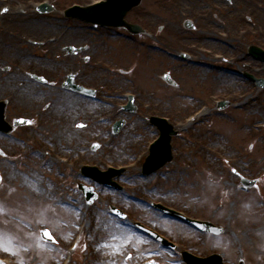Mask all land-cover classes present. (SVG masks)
Listing matches in <instances>:
<instances>
[{
  "label": "rangeland",
  "instance_id": "1",
  "mask_svg": "<svg viewBox=\"0 0 264 264\" xmlns=\"http://www.w3.org/2000/svg\"><path fill=\"white\" fill-rule=\"evenodd\" d=\"M40 1L43 0H0V7L7 6L10 10L5 18L42 19V22L50 21L57 27L58 30H54L47 25L42 32V49L31 48L42 52V73L56 82L63 80L69 72L79 73L78 81L91 85L94 82L86 77L92 74L87 66L89 63L83 59L89 54L91 62L104 64L108 74L105 77L97 75L106 85L94 86L100 88L94 101L68 92L62 86H27L26 93L23 91L25 96H31L42 88V120L46 127L42 132L47 133L38 142L31 139L30 148L22 145L15 148L17 157L24 158L17 166L0 155V237L5 247H11L15 252L0 249V256L11 260L12 264H60L64 260L73 264H113V261L115 264H145L150 259H155L157 264H184L180 256L162 249L128 225L139 220L180 243V248L188 246L192 234L150 208L151 202H162L225 229L222 236H204L203 244L198 245L193 240L195 250L188 249L204 256L220 253L226 264H238L241 259L246 264H264V89L251 86L234 74L224 73L225 70H239L235 54L240 48L243 50L253 43L264 45L258 35V40H249V34L245 39L241 37L245 30L252 31L260 24L259 15H251L249 22L246 14L251 13L250 10L224 16L225 9L224 12L218 9L221 16L217 21L226 25L204 23V41H193L192 37L198 32L184 30L182 0H143L128 20L140 22L147 28L148 37L126 41L117 36L122 30L112 29L93 40V47H101L98 48L100 53L93 49L71 56L64 51L65 46L89 43L92 37L86 38L81 32L80 43L76 39L80 36L73 32L62 39L56 37L60 36L59 28L63 32L68 24L72 25L69 26L72 31L82 30L77 26L80 22L64 21V9L76 0H48L54 3L56 11L46 15L35 10V3ZM25 2H28L27 6H24ZM59 20L64 21L62 27H58ZM214 31L222 40L214 41L208 37L207 32ZM151 34H156L159 40L150 38ZM184 34H187V40H182ZM168 35L174 37V47L178 51L192 52L194 60L202 62L199 57L204 54L206 67H180V62L151 49V44L162 47ZM22 41H14V55H2L7 57L5 62L14 56L22 67L19 53ZM223 41H229L230 46L224 45ZM167 73L172 74L179 87H170L162 80ZM221 74L225 76L223 79ZM258 76H264V73H258ZM130 93L137 95L138 112L133 118L121 112L126 94ZM221 100H229L232 106L220 112L216 106ZM75 104L78 106L73 111ZM201 104L207 112L204 118L195 125L186 122L189 127L183 131V137L174 138V161L155 175L140 176L146 145L158 134L146 122L149 116H168L183 122L184 118L194 115ZM121 116L129 121L122 133L113 137L106 129ZM58 119L71 120V124L77 121L92 124L86 138L113 137L109 144L111 149L101 148L94 154L93 161L102 163V167L106 163L129 166L123 178L126 194L122 205L130 214V223L122 224L110 215L108 204H115L116 198H111L107 190H104L99 206L86 217L78 214L75 208H61V200H68L72 194L69 175L74 169L60 164L64 152L56 148L66 145V140L65 137L58 138L64 131L59 130L63 124L55 123ZM62 139L65 141L60 144ZM3 142L0 139V147ZM42 144L46 145L43 147ZM124 147L125 155L120 153ZM26 148L28 152H24ZM42 157L47 166L42 164ZM8 170L15 174L10 180L4 174ZM234 170L258 179L256 187L244 191ZM26 177L50 186L53 192L42 197L27 192L22 185L24 180L27 181ZM62 178L66 180L64 185ZM45 227L52 231L59 244L69 242L75 234L77 239L81 237L78 251L65 246L52 250L41 240L40 232ZM114 245L119 250H115ZM128 253L132 254L130 259ZM113 255L115 258L111 259Z\"/></svg>",
  "mask_w": 264,
  "mask_h": 264
},
{
  "label": "flooded vegetation",
  "instance_id": "2",
  "mask_svg": "<svg viewBox=\"0 0 264 264\" xmlns=\"http://www.w3.org/2000/svg\"><path fill=\"white\" fill-rule=\"evenodd\" d=\"M229 5V6H227ZM181 9L183 10L184 16L189 17V19L197 22L200 27L198 35L193 36V41H204V23L209 25L222 26L224 25L222 22L219 23L217 21L219 10L224 9V16L232 15L236 11L241 10H250L251 15H259L260 24L257 26L258 34H256V30L247 31L246 34L242 35V38L245 39V35L249 34V40H258L256 36L258 35L259 41L264 42V0H182L181 1ZM205 7V8H204ZM224 7V8H223ZM180 10V8H179ZM204 10L206 13H204ZM230 26L231 24H227ZM42 20H18V19H8V18H0V39L2 40V48H0V101H6L5 106V117L7 121L11 124L15 122L16 119H29L30 124L26 126H19L14 128L11 134L5 135L0 131V138L6 140L5 147L10 151H16L15 148L20 145L29 144L31 139L36 140L40 139L42 136V129L45 127V120L42 116V89H38V93L34 95L33 100L30 99V96L24 95V90H26L27 86H62L61 83L50 84V85H42L40 82H36L31 80L25 73H36L42 75V52L40 54H31L29 53L23 61L22 67L16 68L14 71L9 66L11 63H18V60H15L14 56L8 61L5 62L6 58H3L2 55H14L13 52V44L15 40H32L38 39L39 44H35L42 49V32L44 29L42 28ZM95 29L93 26L90 27ZM255 28V27H254ZM92 33H95L92 30ZM208 37L212 40H220L219 35L216 32H207ZM98 34V33H97ZM103 33H99V37H102ZM90 37V36H89ZM151 38L155 40H159L157 35H151ZM182 40H187V34L181 36ZM135 38V37H132ZM95 36L92 35L90 38L91 42L88 45L87 50L95 49L96 53H100L98 47L96 48L93 45L95 44ZM174 37L172 35H168V40L164 42L163 47L166 49H171V51H175L174 47ZM256 44V43H255ZM262 48L264 45L260 44ZM247 48L241 50L240 48L236 51L235 57L239 70L235 72H230L235 76H238L244 79L249 85L256 86V83L252 81L248 76L255 75L258 76V73H264V61H259L257 56L253 54V52L249 51ZM102 53L105 54V47L102 49ZM163 53H169V50H165ZM23 58V57H21ZM200 58L204 61V54L200 56ZM175 59L180 60L179 56H175ZM196 62L192 60V56L186 59V62L183 63L182 66H186L187 64H195ZM38 66V69H36ZM264 77V76H258ZM96 86H105V84H97ZM30 95V94H28ZM67 125L64 127V132L66 134L65 140L67 144V149L70 155V160L73 161L74 164H78L76 161L78 159V151L79 149L86 148L87 140L80 135V140L76 136V132L72 131L70 127V121L66 122ZM86 131L89 130L85 129ZM42 138V137H41ZM89 158V157H88ZM78 179L75 181L77 182ZM121 190L119 192H123ZM121 202L124 198L119 197ZM204 235H198L194 240L198 241V245L200 243H204L203 238ZM190 249L195 250L194 246L189 243L188 246Z\"/></svg>",
  "mask_w": 264,
  "mask_h": 264
},
{
  "label": "water",
  "instance_id": "3",
  "mask_svg": "<svg viewBox=\"0 0 264 264\" xmlns=\"http://www.w3.org/2000/svg\"><path fill=\"white\" fill-rule=\"evenodd\" d=\"M140 2L141 0H109L107 3H102L94 7H87V8L75 7L68 11V16L77 17V18H81L86 21H90V22L93 21V22L101 23L103 25H108V26H121V25H124V17L127 15V13L132 8L139 5ZM41 10L42 12H46V11L49 12L52 10V8L48 6L47 7L43 6ZM129 28L131 29V31L135 33H139L141 31V29L138 26H129ZM165 78L169 80L167 76ZM68 83H72L71 85H73V80L70 78L68 80ZM66 87L72 88L75 91L85 90L84 88L77 87V86H66ZM259 87L264 88V86H259ZM228 105H229L228 102H222L219 104V107L222 109V108H226ZM130 109L132 111L136 110L133 104ZM152 121L153 123H156L159 125L162 131V137L152 146L150 156L147 158L144 164V174L145 175L156 172L157 170L162 168L167 162L173 159L172 147H171V139H172L171 135L173 133L172 126L156 118H154ZM123 124H124L123 121L118 122L115 126L114 132L115 133L119 132ZM89 171L96 180L103 182L105 184L107 183L110 184L111 179L114 176L122 172V171L111 170L110 172L103 173V172H99L97 168H91V169L89 168ZM243 184L246 188H251L256 184V181H250V180L243 178ZM109 186H112V185H109ZM97 197L98 196L95 195L91 199V202H94L97 199ZM159 207L162 208V206L160 205ZM191 222H194V221H191ZM197 224L203 226L204 231H208V232H212L216 234H221L224 232L223 228L217 227L210 222L197 223ZM142 230L146 231L147 233L157 236L152 231L147 230L144 227H142ZM167 244L171 245L170 243H167ZM186 254L188 255V253ZM191 257L193 259L192 260L190 259L191 260L190 264H223V257L220 255H213L205 259H198L193 256ZM241 264H245V263L241 262Z\"/></svg>",
  "mask_w": 264,
  "mask_h": 264
},
{
  "label": "bare ground",
  "instance_id": "4",
  "mask_svg": "<svg viewBox=\"0 0 264 264\" xmlns=\"http://www.w3.org/2000/svg\"><path fill=\"white\" fill-rule=\"evenodd\" d=\"M79 32L80 31H76V32H73V33L79 35L80 34ZM223 77H224V74H221L220 78L223 79ZM248 97L251 98V96H248ZM254 103H256V102H254ZM205 114H207V113L206 112H203V113L199 114L196 119L197 120H201ZM4 174L6 175V179L7 180H10L15 175V174H13V172L11 173L9 170L8 171H5ZM26 179H27V181L24 180L22 182V185L27 188V190H26L27 192L30 191L31 193H33L35 195H38V196H41V195L42 196H49L53 192V190H51V187L50 186H48V185L45 186L43 183L41 184L40 182L36 181L32 177H29V178L26 177ZM33 194H31V195H33ZM114 258H115V256L113 255L111 259H114Z\"/></svg>",
  "mask_w": 264,
  "mask_h": 264
},
{
  "label": "snow or ice",
  "instance_id": "5",
  "mask_svg": "<svg viewBox=\"0 0 264 264\" xmlns=\"http://www.w3.org/2000/svg\"><path fill=\"white\" fill-rule=\"evenodd\" d=\"M0 179H2V177H0ZM42 236L46 240H50L53 243L56 242V238H55V236H53L52 231L50 229L46 228V227L42 230ZM113 239H116V238L113 237ZM126 243H127V241H126ZM74 247H75V245H74ZM113 247H114L115 250H119L118 246L114 245ZM0 249H3L5 251H9V252H12V254H15L13 248H11V247H5L2 237H0ZM131 256H132V254L131 253H128V257L127 258L130 259ZM0 264H3V261H0ZM113 264H115L114 261H113ZM149 264H156V262L155 261H149Z\"/></svg>",
  "mask_w": 264,
  "mask_h": 264
}]
</instances>
